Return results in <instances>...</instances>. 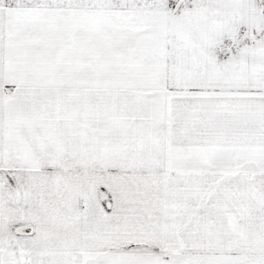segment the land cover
Returning a JSON list of instances; mask_svg holds the SVG:
<instances>
[{
    "label": "snow or ice",
    "instance_id": "obj_1",
    "mask_svg": "<svg viewBox=\"0 0 264 264\" xmlns=\"http://www.w3.org/2000/svg\"><path fill=\"white\" fill-rule=\"evenodd\" d=\"M0 264H264V0H0Z\"/></svg>",
    "mask_w": 264,
    "mask_h": 264
}]
</instances>
